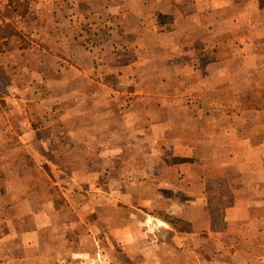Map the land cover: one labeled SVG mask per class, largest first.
<instances>
[{"label": "crops", "instance_id": "0c3cea01", "mask_svg": "<svg viewBox=\"0 0 264 264\" xmlns=\"http://www.w3.org/2000/svg\"><path fill=\"white\" fill-rule=\"evenodd\" d=\"M90 1L99 3H78L87 7ZM36 5L30 7L34 25L45 18ZM50 11L47 27L60 17L54 7ZM96 18L85 27L99 31L91 38L101 46L107 42L101 49L81 44L56 56L46 47L39 65L36 56L11 70L7 53L0 56V264H264V0H104ZM53 60L56 68L47 72ZM66 70L74 76L69 79ZM105 76H124L133 98L158 101L144 100V108L160 118L144 116V128H132L133 134H154L159 127L156 151L145 143L137 148L145 162L152 153L150 170L158 171L156 183L146 176L142 185L152 186L154 196L166 183L162 172L171 169L170 181L185 202L204 205L200 212L159 210L167 215L158 216L148 210L152 220L130 212L123 224L111 222L99 199L86 196L98 190L102 170L53 153L48 133L40 132L39 108L58 107L63 119L71 111L81 119L85 107L74 108L87 93L99 115L116 94ZM72 82L76 86L68 88ZM65 89L66 98L53 99ZM69 93L77 94L76 102ZM128 165L133 176L147 168ZM40 182L53 184V191ZM152 197L147 199L155 202ZM218 212L222 225L214 221ZM169 218L190 230L178 231ZM149 222L167 227L174 242L152 240L144 228Z\"/></svg>", "mask_w": 264, "mask_h": 264}, {"label": "rangeland", "instance_id": "374dc122", "mask_svg": "<svg viewBox=\"0 0 264 264\" xmlns=\"http://www.w3.org/2000/svg\"><path fill=\"white\" fill-rule=\"evenodd\" d=\"M35 1L37 3L35 8L39 6L38 10L40 16H45V18L40 17L37 23L38 25H34L37 19H34L32 15L33 11L30 9L31 4ZM8 4L11 7H8L7 14L11 18V21L0 28V56L3 53H7L9 68L11 66H16V63L19 66L22 64L23 66L29 65L31 61L34 62L36 56H39L38 59L35 60L36 64L39 65L40 61L45 56V51H43V49L46 47L49 50L51 49V52L57 56L59 54L62 55V52L77 51L81 44L86 47V50L91 46L101 49L103 46L107 45V42H105V45L101 46L95 41H92L91 36L99 32L94 26H91V28H89L90 25L89 27H85L86 22L95 21L97 19L96 15L104 12V0H99V3L90 1L87 7L78 3V0H9ZM53 7L55 9V14H60V17H58L59 19H57L58 25L55 23L53 26L49 25V27H47L46 15H49L48 23L50 24V9ZM79 7L83 11L82 14ZM18 14L21 15L22 19L21 23L16 25L14 23V18ZM83 16H88L85 23H82L84 19L81 17ZM35 27H38L37 31L33 30ZM87 29L91 30L88 32ZM65 34H67V37L64 36ZM45 36H49L48 43L45 41ZM73 36H75L76 42L71 41ZM93 48H90V50L93 51ZM20 54H22L21 58L18 57ZM83 60L86 61V59ZM58 62L61 61L58 60ZM56 63V60H53L51 66L55 67L48 68L47 72L48 70L49 72H54ZM82 63L84 62L82 61ZM11 69L12 68H10V70ZM60 74L61 73L57 72L54 73L53 76H58ZM142 75L143 74L140 73L138 77L141 78ZM50 76H52V74ZM73 76V72H68L67 77L69 79ZM104 81L106 83H113L112 86L116 87V94L115 96L113 95L115 97V100L112 101L113 105L111 106V103H109V105L103 108V113L99 115L95 116V105L92 107L93 104L91 102L94 101V95H87L86 92L87 101L82 104L83 106L81 105L79 107L77 105L74 108V110L78 111L81 107H85L86 113L88 114H85V117L83 115L81 119L77 117L73 118L74 115L72 111L70 113L71 116H66L65 119H63L61 114L55 112V109L58 107H47V110L45 107L39 108L38 124L41 127L40 132L48 133L43 135L45 137L46 135L50 137L49 142L48 140L47 142L50 143L53 153H55L59 159L66 162L75 163L78 161H87L88 166H91L92 170H94V168H100L102 170L100 172L101 184L98 186V190L95 191L94 189L91 191V194H86V196L88 197L87 199L90 200L93 198L99 199L102 203L100 206L102 211H104V215L107 216L108 220L111 222L119 225L123 224L130 212H135L138 217H141V215L144 216L145 212V218H147V220H152L146 215V213L148 214V210L151 211L150 213L154 214L159 210L189 213L192 209H197L200 212L202 208H204V205L201 204L196 207L185 202V193L183 194L181 191H178V188H176L177 184L170 181L173 180L170 178L175 174V171L171 169L167 172H162L167 176L165 180L167 184L163 183L161 189L154 192V196L152 194V186L148 187L142 185V181L147 179V177L149 184L156 183L154 174H157L158 171L150 170L154 160L151 157L152 153L145 155V162L139 155V149L145 143V148H150L151 152V149L156 145V139H158V134L156 133L159 127L154 129V134H142V131H140V134H133L132 128H134L135 125L144 128L143 123H140V120H142L144 116H151L153 120H158L161 114L153 113L151 112L152 110H148V108L145 111L144 100L146 99H142V96H138V98H133L131 96L128 92V87L131 84L130 79L127 80L124 76H105ZM90 83H92V81L85 82L86 85L84 84L83 88L85 87L87 91L92 89ZM68 86H70L68 88L72 89V87L76 86V82H72L71 85ZM67 91L70 92V90H58L60 93L58 94L57 92L53 99L58 100V98H66ZM71 93H73V91ZM69 95H71V98L74 97V99H76L74 100L75 102L77 101V94L72 95L69 93ZM146 101L150 104H156V102H158L155 98H149ZM44 103L47 102L45 101ZM88 103L91 105H88ZM89 109L90 112L93 111L90 113ZM42 110L43 112L40 114ZM59 111L62 112V108H60ZM147 111L149 112L146 113ZM89 115L91 116L89 117ZM63 120H66L65 123H63ZM86 124H88L87 127ZM148 130L149 129H147V131ZM88 134L97 135L90 137ZM135 136H140V138L136 140L134 139ZM14 142V140H11L10 145H13ZM134 142L136 147H134ZM18 144L20 145L19 142L17 146ZM111 148L114 150L113 155L111 154ZM168 148L169 146L163 148L161 150L162 154L167 153ZM167 158L169 159V156H167ZM156 159H158V157H155V161ZM168 159L167 161H169ZM134 162L138 163L140 166H143V164L147 166L146 170L141 169L143 172H140L144 177L142 174L133 176V169L128 170V164L131 163L134 165ZM30 179L29 176H24V180L30 181ZM39 186L48 188V192H52L54 189L53 184L46 185L45 182H40ZM145 189L149 191L146 192ZM82 190L84 189L82 188ZM151 197L155 198V202L148 200L151 199ZM132 199H134V204L129 202ZM159 214L167 215L165 212L156 213L158 216ZM148 224V226H141V224L137 225V232L141 233L144 226L147 234L151 236L152 240H156L157 242V239H163L167 241L168 244L174 242V237L163 224L157 222H149ZM123 236L126 239L131 237L130 234H125Z\"/></svg>", "mask_w": 264, "mask_h": 264}, {"label": "built area", "instance_id": "2783aa9c", "mask_svg": "<svg viewBox=\"0 0 264 264\" xmlns=\"http://www.w3.org/2000/svg\"><path fill=\"white\" fill-rule=\"evenodd\" d=\"M9 0H0V28L3 27L7 22L11 21V18L7 14L8 7H11L8 4ZM21 15H17L14 18V23L20 24L21 23Z\"/></svg>", "mask_w": 264, "mask_h": 264}, {"label": "trees", "instance_id": "16d2710c", "mask_svg": "<svg viewBox=\"0 0 264 264\" xmlns=\"http://www.w3.org/2000/svg\"><path fill=\"white\" fill-rule=\"evenodd\" d=\"M214 210H216L214 208ZM216 216H217V212H216ZM220 219H219V218ZM218 217H217V220L214 219L215 223L218 224L220 223L222 225V220H221V217H220V213L218 212ZM167 219V218H166ZM170 220V223L176 227L178 229V231H182V232H186V231H189L190 230V225L182 220H179V219H172V218H169ZM168 221V220H167Z\"/></svg>", "mask_w": 264, "mask_h": 264}]
</instances>
